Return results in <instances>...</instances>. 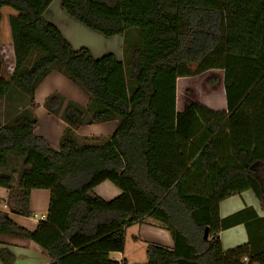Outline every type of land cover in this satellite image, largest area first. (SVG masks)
<instances>
[{
	"label": "trees",
	"instance_id": "1",
	"mask_svg": "<svg viewBox=\"0 0 264 264\" xmlns=\"http://www.w3.org/2000/svg\"><path fill=\"white\" fill-rule=\"evenodd\" d=\"M53 0H0L11 7L12 70L0 44V100L15 90L36 108L40 84L58 71L89 98L59 92L46 109L67 123L55 150L27 113L0 112V170L24 158L20 182L0 173L11 213L34 217L31 192H50L46 219L31 231L0 210V235L33 241L49 264H120L127 229L148 219L174 245L147 246L145 264H264L248 246L224 251L220 203L252 190L264 205V0H61L68 15L106 37L124 36V54L95 58L75 49L44 13ZM223 71L226 109L193 101L177 109L180 78ZM20 97V99L22 98ZM16 98V97H15ZM117 120L103 142L80 143L74 127ZM105 181L121 194L95 195ZM208 230V238L205 232ZM4 264L15 255L0 249Z\"/></svg>",
	"mask_w": 264,
	"mask_h": 264
},
{
	"label": "crops",
	"instance_id": "2",
	"mask_svg": "<svg viewBox=\"0 0 264 264\" xmlns=\"http://www.w3.org/2000/svg\"><path fill=\"white\" fill-rule=\"evenodd\" d=\"M55 1L53 0L45 11L44 17L58 27L75 49L87 47L95 58L113 53L118 59H123L125 47L123 35L106 37L90 30L68 15L61 7V0L58 7L54 6ZM51 11L52 15L48 16ZM54 92L61 93L66 97L67 101L71 100L82 107L88 104L89 98L79 87L58 71H53L37 88L35 93L36 108L31 109V115L38 120L35 134L44 137L51 147L58 150L60 139L67 128V123L60 116L50 113L45 108L47 97ZM117 127V120L97 124H83L79 127H74V135L79 142L91 140L101 143L109 139ZM94 194L109 201L119 196L121 191L112 182L105 181L95 188ZM7 197L8 190L0 187V210L8 212L17 224L31 231L35 230L42 219L11 213ZM49 201L50 192L48 190H32L30 208L34 216H46ZM4 205H7V207H4ZM219 215L221 219L219 236L222 249L225 252L239 246H248L252 256L264 252V205L252 190H246L241 194L223 200L219 206ZM131 229L134 231L133 239L136 242L133 246L135 248L138 245L143 246L139 260L141 264L147 263V246L149 243H158L168 248H172L174 245L169 231L155 220L148 219L142 224H134L127 229V232ZM3 248L9 249L15 255V260L12 264L50 263L49 253L33 241L0 235V249ZM126 252L127 247L125 246L124 252H112L110 256L120 264H137V258L128 259ZM0 264H4L1 258Z\"/></svg>",
	"mask_w": 264,
	"mask_h": 264
},
{
	"label": "rangeland",
	"instance_id": "3",
	"mask_svg": "<svg viewBox=\"0 0 264 264\" xmlns=\"http://www.w3.org/2000/svg\"><path fill=\"white\" fill-rule=\"evenodd\" d=\"M59 1L60 0H56L54 6L58 7ZM1 12L2 21L0 24V43L2 46V53L5 54V61L7 65L6 70L10 72L13 67V54L10 48V15H16L17 12L11 7H3ZM51 15L52 11L49 12L48 16ZM177 90L178 110L185 108L193 101L200 102L215 111H223L226 109V97L223 87V71L220 69H212L206 71L203 74L180 78L178 81ZM12 93L14 94L10 95L8 98L0 100L2 122L5 124L14 123L16 119L27 113H30L32 109L31 101L28 96L22 97L24 95L19 93L17 90ZM20 97L22 98L20 99ZM60 114L57 116H60ZM90 142L93 141L90 140ZM80 143L88 142L83 141ZM23 169L24 158L10 155L9 164L6 168L1 170V174L10 176L12 178L13 184H15L16 187L20 182V176ZM39 215H41V213H39ZM133 234V229L128 230L126 238V257L128 259L135 257L138 261L137 264H141L139 260L143 251V246L138 245L137 248L133 246L136 243L133 239Z\"/></svg>",
	"mask_w": 264,
	"mask_h": 264
},
{
	"label": "built area",
	"instance_id": "4",
	"mask_svg": "<svg viewBox=\"0 0 264 264\" xmlns=\"http://www.w3.org/2000/svg\"><path fill=\"white\" fill-rule=\"evenodd\" d=\"M4 207H7V205H4ZM34 217H36V218L39 217V218L42 219V220L46 219V216H36V215H35Z\"/></svg>",
	"mask_w": 264,
	"mask_h": 264
},
{
	"label": "water",
	"instance_id": "5",
	"mask_svg": "<svg viewBox=\"0 0 264 264\" xmlns=\"http://www.w3.org/2000/svg\"><path fill=\"white\" fill-rule=\"evenodd\" d=\"M205 238L206 239L208 238V230H206V232H205Z\"/></svg>",
	"mask_w": 264,
	"mask_h": 264
}]
</instances>
